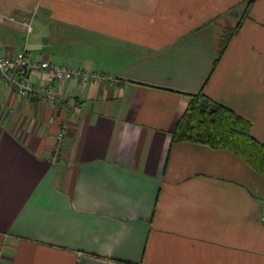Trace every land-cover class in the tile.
Wrapping results in <instances>:
<instances>
[{"label": "crops", "instance_id": "0c3cea01", "mask_svg": "<svg viewBox=\"0 0 264 264\" xmlns=\"http://www.w3.org/2000/svg\"><path fill=\"white\" fill-rule=\"evenodd\" d=\"M246 3L0 0V55L103 76L30 74L58 104L0 81V264H264V176L171 143L201 92L264 145V0Z\"/></svg>", "mask_w": 264, "mask_h": 264}, {"label": "trees", "instance_id": "16d2710c", "mask_svg": "<svg viewBox=\"0 0 264 264\" xmlns=\"http://www.w3.org/2000/svg\"><path fill=\"white\" fill-rule=\"evenodd\" d=\"M252 1L247 0L244 16ZM232 34L231 31L228 33L225 44ZM180 141L230 150L264 176V145L251 135V124L201 92L190 96L186 110L171 134V143Z\"/></svg>", "mask_w": 264, "mask_h": 264}, {"label": "built area", "instance_id": "2783aa9c", "mask_svg": "<svg viewBox=\"0 0 264 264\" xmlns=\"http://www.w3.org/2000/svg\"><path fill=\"white\" fill-rule=\"evenodd\" d=\"M27 31L31 30V25L25 23ZM44 71L53 76L55 81H78L88 83L92 80H101L103 76L96 72L57 65L49 61H38L30 59L24 51H16L10 55H0V81L7 87L15 91L19 97L39 98L50 104H58L61 96L52 84L32 83L29 75L35 72ZM66 125L62 126L55 138V145L60 149L57 153L51 155L53 161H56L65 146L64 132ZM264 221V214L262 215Z\"/></svg>", "mask_w": 264, "mask_h": 264}, {"label": "rangeland", "instance_id": "374dc122", "mask_svg": "<svg viewBox=\"0 0 264 264\" xmlns=\"http://www.w3.org/2000/svg\"><path fill=\"white\" fill-rule=\"evenodd\" d=\"M60 149H58L57 145H54L51 152H50V155H53L55 153H57Z\"/></svg>", "mask_w": 264, "mask_h": 264}]
</instances>
